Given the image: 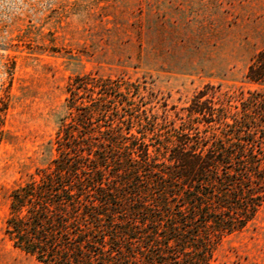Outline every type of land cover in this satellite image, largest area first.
Instances as JSON below:
<instances>
[{"label": "trees", "instance_id": "obj_1", "mask_svg": "<svg viewBox=\"0 0 264 264\" xmlns=\"http://www.w3.org/2000/svg\"><path fill=\"white\" fill-rule=\"evenodd\" d=\"M245 76L264 82V48ZM65 106L56 156L11 189L4 221L41 264H210L264 202L259 91L206 84L171 118L146 85L87 73Z\"/></svg>", "mask_w": 264, "mask_h": 264}, {"label": "rangeland", "instance_id": "obj_2", "mask_svg": "<svg viewBox=\"0 0 264 264\" xmlns=\"http://www.w3.org/2000/svg\"><path fill=\"white\" fill-rule=\"evenodd\" d=\"M263 48L264 0H0V264H41L12 245L4 221L11 189L56 156L70 78L137 81L175 118L206 84L264 94L245 76ZM210 264H264V202Z\"/></svg>", "mask_w": 264, "mask_h": 264}]
</instances>
